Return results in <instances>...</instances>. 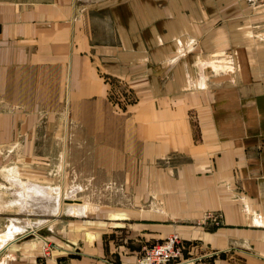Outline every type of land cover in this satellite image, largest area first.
<instances>
[{
	"label": "crops",
	"instance_id": "obj_1",
	"mask_svg": "<svg viewBox=\"0 0 264 264\" xmlns=\"http://www.w3.org/2000/svg\"><path fill=\"white\" fill-rule=\"evenodd\" d=\"M85 179L120 200L105 218L67 206ZM1 219L0 264H135L171 233L172 264H264L260 8L0 0Z\"/></svg>",
	"mask_w": 264,
	"mask_h": 264
},
{
	"label": "rangeland",
	"instance_id": "obj_2",
	"mask_svg": "<svg viewBox=\"0 0 264 264\" xmlns=\"http://www.w3.org/2000/svg\"><path fill=\"white\" fill-rule=\"evenodd\" d=\"M14 173L16 174V172H14ZM22 185L25 186V188H23V189H24V191H27L28 194L33 192L31 189H33L35 191L37 188H41V187H35L33 185H30V184H22ZM56 185H59V184H56ZM109 186H110V184H107V183H93V182L87 181L86 179L83 182H80V181L79 182H69V184H67V191H68L67 196L69 197V199H70L69 202H71V204H68L67 206L70 207V209L72 211L71 213L75 216H81L84 214L85 215L84 218H79V219H83V221L92 220V219L97 218V217L105 218L103 215L96 213V212H99L98 209H100V211L108 210L109 207H111V206L114 207L115 203H117L119 205V201H120L116 196L110 195L113 193H109V189H110ZM34 193L36 194V192H34ZM17 203L20 204L21 206H24L25 204L35 205V207L38 209L43 207L42 203H38L36 201L34 202L33 199L32 200L20 199V200H18ZM72 203H83V205H84L82 208L83 212H82V210H79L76 207V205L73 206ZM61 216H59V217H61ZM32 217H34V216H32ZM53 218H55V216H53ZM64 218H65V216H64ZM13 219L14 218H10V220H9L10 223L8 225V229H10V230L12 227L11 221ZM45 221H48V220H45ZM3 222H4V220L1 219L0 223H3ZM59 225H60V222H58V225H56L54 230H56ZM1 231H2V229H0V235L3 233ZM35 232L36 231L34 230L33 233H35ZM43 233L38 231L35 234L37 237L40 238V240L42 242L41 247H43V245L47 242L51 243L47 238H45ZM5 237H7V235ZM51 244H53V243H51Z\"/></svg>",
	"mask_w": 264,
	"mask_h": 264
},
{
	"label": "built area",
	"instance_id": "obj_3",
	"mask_svg": "<svg viewBox=\"0 0 264 264\" xmlns=\"http://www.w3.org/2000/svg\"><path fill=\"white\" fill-rule=\"evenodd\" d=\"M251 5L258 6L264 15V0H248ZM206 218H214L206 214ZM215 220V219H214ZM216 221V220H215ZM53 244L47 242L42 247V255L50 256ZM184 245L177 233H171L164 239L150 245H145L136 259L135 264H172L183 256Z\"/></svg>",
	"mask_w": 264,
	"mask_h": 264
},
{
	"label": "bare ground",
	"instance_id": "obj_4",
	"mask_svg": "<svg viewBox=\"0 0 264 264\" xmlns=\"http://www.w3.org/2000/svg\"><path fill=\"white\" fill-rule=\"evenodd\" d=\"M32 187V186H31ZM33 188V187H32ZM28 189V188H27ZM36 189V188H35ZM35 192H36V194H37V198L35 199V200H33L34 202L36 201V202H38V203H43L44 202V200H43V197L45 198V196L47 195H49V193H46V189H44V188H37L36 190H35ZM47 196H46V198H47ZM49 197H51V196H49ZM52 198V197H51ZM48 199V198H47ZM50 199V198H49ZM52 200V199H51ZM26 203V202H25ZM45 203H43V205H44ZM47 204V203H46ZM42 205V206H43ZM62 205V204H61ZM72 205L73 206H75L76 205V207L79 209V210H82V212H83V203H72ZM71 205V206H72ZM52 208V207H51ZM57 210V206H54V209H53V211H56ZM71 210V209H70ZM78 211V210H77Z\"/></svg>",
	"mask_w": 264,
	"mask_h": 264
}]
</instances>
